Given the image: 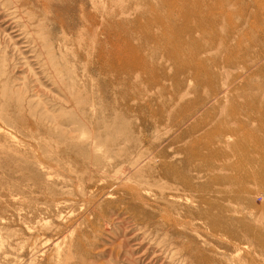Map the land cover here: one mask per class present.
<instances>
[{
  "label": "rangeland",
  "instance_id": "1",
  "mask_svg": "<svg viewBox=\"0 0 264 264\" xmlns=\"http://www.w3.org/2000/svg\"><path fill=\"white\" fill-rule=\"evenodd\" d=\"M181 2L0 0V264H264L211 224L264 215V0ZM95 7L98 25L83 18ZM207 56L234 89L202 132L171 141L214 102L180 127L167 117L195 99L184 72ZM222 127L243 129L229 145L245 150L194 147L182 162L176 148L217 141ZM235 162L255 167L246 190Z\"/></svg>",
  "mask_w": 264,
  "mask_h": 264
},
{
  "label": "bare ground",
  "instance_id": "2",
  "mask_svg": "<svg viewBox=\"0 0 264 264\" xmlns=\"http://www.w3.org/2000/svg\"><path fill=\"white\" fill-rule=\"evenodd\" d=\"M181 1V0H180ZM196 1V0H195ZM182 2H183V0H182ZM181 2V3H182ZM185 2H187V1H185ZM189 2V1H188ZM187 2V3H188ZM193 2V1H192ZM87 3V2H86ZM180 2L178 1V3L177 4H179ZM196 3H198V2H196ZM183 4H185V3H183ZM200 4V3H199ZM199 4H198V6H199ZM210 4V3H209ZM91 5V4H90ZM180 5V7H181V4H179ZM194 6V5H193ZM99 7V6H98ZM100 8V7H99ZM99 8H94V11L91 13L90 11L88 12L86 9L84 10V12H83V18H84V20L86 21V22H88L89 24H93V25H98V24H100V13H101V10L99 9ZM183 8V7H182ZM187 8V7H186ZM185 9V8H184ZM181 11V10H180ZM225 41V40H224ZM227 41V40H226ZM79 42V41H78ZM211 42H213V43H215L214 41H211ZM227 42H229V41H227ZM209 43V42H208ZM226 43V42H225ZM92 44V43H91ZM210 44V43H209ZM224 44V43H223ZM229 43H227V45H228ZM212 46H213V44H211ZM231 45H232V43H231ZM204 46H205V44H204ZM226 46V45H225ZM229 47H230V45H228ZM228 46H227V48H228ZM205 47H207V46H205ZM204 47V48H205ZM180 48V47H179ZM178 48V49H179ZM197 48V47H196ZM208 48V47H207ZM231 48H233V47H231ZM95 49H96V56L98 57V62H97V64H98V66H99V68L101 69V64H102V62L99 60V59H101V51H102V47H101V45L99 44V43H96V45H95ZM203 49V48H202ZM180 50V49H179ZM198 50V49H197ZM208 50H209V48H208ZM208 50H204L203 52L205 53L206 51L208 52ZM93 51V50H92ZM202 51V50H201ZM219 51V50H218ZM176 52V51H175ZM197 52H199V51H197ZM231 53V52H230ZM190 54V53H189ZM240 54V53H239ZM199 55V54H198ZM202 54L200 53V56H201ZM194 56V55H193ZM199 56V57H200ZM213 56V55H212ZM242 56V55H241ZM259 56V55H258ZM189 57H191V56H189ZM208 57V56H207ZM219 57V56H218ZM233 57V56H232ZM236 57V56H235ZM238 57V56H237ZM193 58H195V57H192V59ZM196 58H198V57H196ZM195 58V59H196ZM255 58H257V57H255ZM140 59V58H139ZM142 59V58H141ZM191 59V60H192ZM219 59V58H218ZM222 59H223V57H222ZM238 59V58H237ZM241 59V58H240ZM258 59V58H257ZM260 59V58H259ZM180 60V59H179ZM254 61L256 60V59H253ZM137 61V60H136ZM142 61V60H141ZM181 61V60H180ZM198 62L196 63V64H194L193 66H192V68H191V66H189L190 67V69H192V71L191 70H188L187 72H184V74H185V76H186V74H188V82H189V88H188V90H186V93L185 94H190V93H193L194 95H195V99L193 100V101H186V105L185 106H178L177 107V109L174 111V112H172V113H169V114H167V117H168V119H170V121H172V123H173V126H179L180 127V125L181 124H183V122L185 121V120H188V119H190V118H192V117H194L195 115H196V113L198 112V110L199 109H201V108H205V106L207 107V104L208 103H210V101L212 100V101H214V102H212V104L210 105V106H208L207 108H205L204 110H206V115L204 116V117H201V118H194V121H193V124L192 125H190L189 127H187L185 130H183V131H180L178 134H176V136L175 137H173L172 139H171V141L172 140H177V141H179L180 139H182V138H184V137H186V136H189V135H193L195 132H197V131H199V132H202V131H200L201 129H203V127L205 126L206 127V122H207V118H209V117H212V116H216V115H214V114H216V113H214V112H216V110L217 109H215V105L217 104V105H219V106H221L223 103L225 104L226 102H225V100H228L229 98H230V95H231V93H232V90L234 89V85H235V81H234V79H232L231 80V77H229V75H226V76H224L223 77V75H222V73H221V71L219 70L220 68V66H219V64L220 65H222L221 63H219L218 62V60H216V58H210V57H208V58H204V59H199V60H197ZM244 61H246V60H244ZM261 61V60H260ZM135 62V61H134ZM189 62H190V59H189ZM196 62V61H195ZM194 62V63H195ZM207 62L208 63H210V65H216L217 67H216V69H217V72L216 71H210V70H207L208 69V67H206V65L205 64H207ZM237 62H239V61H237ZM248 62V61H247ZM187 63V65H189L188 64V62H186ZM239 63H241V62H239ZM242 63H244V62H242ZM249 63V62H248ZM226 64H228V63H226ZM226 64L224 65V68H226L225 66H226ZM232 64V63H231ZM186 65V64H185ZM210 65H209V67H210ZM233 65V64H232ZM249 65V64H248ZM252 65V64H251ZM254 65V64H253ZM177 66H178V68H179V70L181 69V72H183L184 70H186V69H184V67H182L183 65H181V64H177ZM228 66V65H227ZM244 66V68H247L246 66H245V64L243 65ZM242 67V66H241ZM251 67H253V66H251ZM256 69H259V68H256ZM244 70H247V69H244ZM260 70V69H259ZM258 70V71H259ZM191 71V72H190ZM223 71V70H222ZM202 72H203V74L205 73L206 75H203L202 74ZM253 73H255V72H253ZM259 73V72H258ZM251 75H252V73H251ZM253 75H255V74H253ZM234 76H236V75H234ZM262 79V78H261ZM216 80H219L220 81V83H221V85H220V87H217V84H218V82H215ZM181 81V80H180ZM238 85V84H237ZM243 85H244V83H243ZM192 86V87H191ZM204 86H206V88L207 87H209L211 90H209V92H208V94L207 95H204L203 93H201V91L199 90V88H202V87H204ZM219 86V85H218ZM240 86H242L241 84H240ZM252 86V85H251ZM190 87H191V89H190ZM244 87V86H243ZM242 87V88H243ZM250 91V90H249ZM254 91H256V90H254ZM245 92V91H244ZM240 93V92H239ZM176 95L177 96H179L180 94H179V92L178 93H176ZM234 96H236V95H234ZM234 96H233V98H234ZM238 96V95H237ZM245 96V95H244ZM181 97V96H180ZM251 97V96H250ZM259 97V96H258ZM249 99V98H248ZM246 100V99H245ZM258 100H260V98L258 99ZM249 101V100H248ZM248 101H246V103L248 102ZM250 101H252V100H250ZM253 101H254V99H253ZM257 101V100H256ZM255 101V102H256ZM223 102V103H222ZM238 104H239V101L237 102ZM248 103H250V102H248ZM180 104V103H179ZM242 104V103H241ZM237 105V104H236ZM255 105H258V102H257V104H255ZM165 106L166 105H163V104H161V107H163V109H165ZM228 106V105H227ZM250 106V105H249ZM248 106V107H249ZM262 106H264V105H262ZM228 107H230V106H228ZM235 107V106H234ZM239 108H241V107H239ZM228 109V108H227ZM245 109H247L246 107H245ZM245 109H243L244 111H246ZM242 110V111H243ZM250 110V109H249ZM228 111V110H227ZM241 111V110H240ZM243 111V112H244ZM220 112V111H219ZM254 112V111H253ZM161 112H159V113H156V118L159 120V121H161V122H163L164 121V114H160ZM220 114V113H219ZM255 114H257V112L255 113ZM259 114H260V112H259ZM227 115V114H226ZM249 115V114H248ZM222 116V115H221ZM241 116V115H240ZM216 117H218V115L216 116ZM249 117V116H248ZM256 117V116H255ZM263 117V116H262ZM244 118H246V117H244ZM250 118V117H249ZM196 119V120H195ZM210 119V118H209ZM208 119V120H209ZM213 119V122H214V118H212ZM219 119V118H218ZM217 119V120H218ZM233 120V119H232ZM241 120V119H240ZM245 120V119H244ZM248 120V119H247ZM254 120V119H253ZM263 120V119H262ZM221 121V120H220ZM223 121V120H222ZM225 121V120H224ZM155 122V121H154ZM209 122H211L210 120H209ZM212 122V123H213ZM217 122V121H216ZM240 121L238 120V123H239ZM215 123V122H214ZM209 124V126H211L212 124L211 123H208ZM211 124V125H210ZM232 124V123H231ZM246 124H248V122L246 123ZM226 125H228V124H226ZM215 126V125H214ZM234 126V125H233ZM233 126H231V127H233ZM239 127V126H238ZM246 127H249V126H246ZM213 128V127H212ZM244 128V127H243ZM211 129V128H210ZM244 129H246V128H244ZM250 129V128H249ZM236 130L237 131H239L238 129H234V128H229V127H227V128H224V127H222L221 129L219 128V136L217 137V141H212V139H211V142L210 143H206V141L204 142V141H202V139H200V140H197L196 141V143H195V146H193V148H189V147H179V148H176V150L178 151V152H180V153H182L183 155H184V158L182 159L183 161V163L184 164H189V163H191L193 160H194V158H195V156H198V153L200 154V152H197V151H194V147H197V148H199L200 150H204V148H205V150L206 149H208L209 151H213V153L215 154V155H217V158H218V156L220 157V156H222V158H223V156H227V154H228V156H230L231 154V150L229 151V149H231L232 148V146L233 145H229L230 143H231V141H229L230 140V138H232V135H234L235 133H237L236 132ZM241 130H243V129H241ZM240 130V131H241ZM247 130V129H246ZM206 131H208L209 132V129L208 130H206ZM205 131V132H206ZM240 131H239V133H240ZM253 131V130H252ZM204 133V132H203ZM195 134H197V133H195ZM207 134L208 133H206V137H207ZM212 135V134H211ZM210 134L208 135V137L209 136H211ZM253 135V134H252ZM237 136H239V134L237 135ZM213 137V136H212ZM235 137V136H234ZM211 138V137H210ZM243 137H241V138H239L240 140L242 139ZM254 138H255V136H254ZM235 139V138H234ZM244 139V138H243ZM250 139V138H249ZM252 139H253V137H252ZM256 139V138H255ZM207 140L209 141L210 139H208L207 138ZM246 140V138L244 139V142H247V141H245ZM232 141H233V139H232ZM242 141V140H241ZM257 143H258V145H255V146H259V144L262 142H258V137H257ZM250 142V143H249ZM222 143V144H221ZM237 143V142H236ZM235 143V144H236ZM253 143V142H252ZM251 143V141H248V144H252ZM232 144V143H231ZM245 144V143H244ZM247 144V145H248ZM254 144H256V143H254ZM253 145V144H252ZM251 145V146H252ZM261 145V144H260ZM235 146H237V144L236 145H234L233 147H235ZM239 147L241 146V145H238ZM237 146V147H238ZM251 146H249L248 145V147H251ZM242 147V146H241ZM240 147V150H242V149H244V148H241ZM245 147V146H244ZM248 147H246V148H248ZM264 146L262 145V148H263ZM236 149V148H235ZM251 148H249V150H250ZM208 150H206V151H208ZM239 150V149H238ZM245 150V149H244ZM243 150V151H244ZM251 150H253V149H251ZM234 151V150H233ZM236 152H238V151H236ZM235 152V153H236ZM251 152V151H250ZM256 152V151H255ZM254 152V153H255ZM204 153V152H203ZM212 153V152H211ZM234 153V154H235ZM247 153V152H246ZM257 153H259V152H257ZM202 154V153H201ZM239 153H237V154H235L236 155V157H238L237 155H238ZM242 154H244V153H242ZM250 153H248V155H249ZM211 155V154H210ZM254 155V154H253ZM252 155V157H249V158H246L245 160H247V159H249V162H250V164H255V162H257V163H259L258 162V157L257 156H253ZM258 155V154H257ZM167 156V151H164L163 152V154H162V157H166ZM204 156V155H203ZM234 156V155H233ZM241 157V159H242V155H240ZM243 156H245V155H243ZM246 156H247V154H246ZM245 156V157H246ZM261 156V155H260ZM215 157V156H214ZM262 157V156H261ZM263 157H264V155H263ZM262 157V158H263ZM216 158V157H215ZM230 158H231V156H230ZM239 158V157H238ZM237 159V158H236ZM233 160V159H232ZM245 160H243V161H241L240 162V160L238 161L239 163H245ZM260 160H261V158H260ZM206 161V160H205ZM215 161H216V159H215ZM214 161V162H215ZM229 161H230V159H229ZM236 161V160H235ZM261 162V161H260ZM236 163V165H231V167L234 169V171H237V173H236V176L237 177H235V179L237 180V182H239V184L241 185H245V186H243V190H246V184L245 183H248L250 180H252V175H253V170H251L250 169V167L252 166H250V164H249V166L250 167H248V168H245V167H242V168H244V169H242L241 168V170H240V166H237V162H235ZM234 163V164H235ZM264 163V162H263ZM205 164V163H204ZM213 164H215V163H213ZM233 164V163H232ZM260 164V163H259ZM165 165V166H164ZM163 165V167L165 168L164 170H163V174L165 175V176H168V177H171V175H170V170H168V168L170 169L171 167H170V165L168 164H164ZM206 165V164H205ZM204 165V166H205ZM223 165V164H222ZM242 165V164H241ZM257 165V164H256ZM261 165H262V163H261ZM261 165H260V167H261ZM230 166V165H229ZM229 166H228V168H229ZM245 166H246V163H245ZM254 166V165H253ZM252 166V167H253ZM253 168H255V167H253ZM263 168V167H262ZM261 168V169H262ZM223 169H225V168H223ZM194 170L195 171H197V172H199V173H203V174H206L205 173V169L203 168V166H201L200 164H198V165H196L195 167H194ZM258 170V169H257ZM255 171H256V169H255ZM215 172V171H214ZM258 172V171H257ZM261 172H262V170H261ZM212 173V172H211ZM217 173H218V171H217ZM212 174H214V173H212ZM258 174V173H257ZM173 180H175V181H177V182H180V180L181 179H179V178H175V177H171ZM232 179V178H231ZM254 179V178H253ZM228 181V180H227ZM226 181V182H227ZM233 182V181H232ZM183 183L185 184V186H187V187H191V184L188 182V181H183ZM244 183V184H243ZM251 183H253V182H251ZM225 184V183H224ZM235 184V183H234ZM233 184V185H234ZM248 185H250L249 183H248ZM263 185V184H262ZM206 186V185H205ZM218 186V185H217ZM216 186V187H217ZM221 186V185H220ZM225 186V185H224ZM207 187V186H206ZM220 188V187H219ZM191 189H193V190H195V191H197V188H191ZM233 194V193H232ZM241 194V193H240ZM205 196V197H204ZM240 197H241V195H240ZM223 199H229V196H224V197H222ZM232 199H230V201H231ZM236 201H238V200H236ZM235 201V202H236ZM201 202H204V203H207L208 205H210V206H212L213 205V203L208 199V197L206 196V195H201ZM225 211H228V209H224ZM261 215V214H260ZM237 222H239V226H240V228L239 229H235L234 228V226L231 224V223H224V224H222L221 222L220 223H216V221H214L213 219H212V226L214 227V228H217V229H219V230H221V231H223L224 233H226L229 237H231L232 239H233V241H234V244H235V246H237V251H240V252H236L237 253V255H238V257L240 256V255H242L243 254V256H245L246 257V259H247V255H258V256H261V257H264V215L262 216H258V215H255V216H252V217H243V218H241V219H238L237 220ZM247 261H248V259H247ZM249 262V261H248Z\"/></svg>",
  "mask_w": 264,
  "mask_h": 264
}]
</instances>
